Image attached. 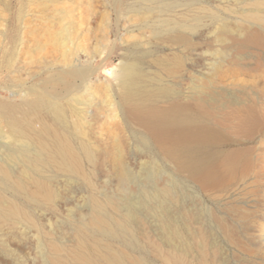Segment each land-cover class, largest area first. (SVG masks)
Segmentation results:
<instances>
[{"label": "rangeland", "instance_id": "obj_1", "mask_svg": "<svg viewBox=\"0 0 264 264\" xmlns=\"http://www.w3.org/2000/svg\"><path fill=\"white\" fill-rule=\"evenodd\" d=\"M176 1L178 7L175 12L166 17L186 18L194 14L188 11L191 0L173 2ZM200 1L228 21L231 33L236 32V37L243 38L242 33L239 34L242 31L237 32L239 13L229 10H238L235 0ZM142 4H145V0H0V101L19 103L25 90L27 92L39 86L40 81L50 75L45 72L54 66L45 65L52 59L46 62L44 51H48L44 48L48 44L44 47V43L55 41L60 25H53L52 38L47 28H50L49 21L58 14L65 16L64 23L74 24L76 35L70 47L80 52L81 64L87 60L81 51L95 54L106 50V54L94 62L98 69L94 75L96 86L88 90V98L93 105L87 119L83 121L87 131L86 139L95 153L94 160L84 161L85 173L90 180L82 176L48 173L56 195L53 201L44 204L32 202L22 192L14 193L13 189L6 188L1 182L0 193L30 210L41 232L23 222L20 225L0 223V264H50L46 262L48 260L45 256L49 252L47 244L52 239L69 249L62 254L63 259L77 264L71 261L69 254L77 247V227L85 225L92 217V194L102 201L108 200V197L117 200L121 204L118 210L113 207L107 209L116 218H123L128 213V202L141 212V217L133 224L136 234L134 238L124 235L120 239L111 240L110 237H103L97 244L91 242L92 250L95 245L103 246L110 242L115 249L127 250L134 256L144 258L148 264H170L165 261L164 255L169 253L172 245L180 248L185 240V244L194 246L188 257L192 264L199 263L198 247H205V244L208 264H264V49L257 56L252 49L240 52L227 48L230 43L228 37L223 42L225 48L214 41L211 43L208 33L198 35L199 38L194 40L195 49L192 46L183 48L168 40L156 38L151 29L146 28L145 17L132 14L133 7ZM87 15L90 30L84 32L82 23ZM138 17L143 18L142 22ZM205 22L209 24L211 20L206 18ZM107 23H110L109 28ZM217 48L224 50L228 57L226 61H221L218 69L215 62ZM175 56L183 63L178 78L165 71L161 62ZM126 59L140 64L145 83L154 87L163 83L174 84L183 101H188L195 91L200 90V86L205 87L209 83L206 93H219L225 100L242 101L243 106H246L244 108L230 106L232 110L228 107L223 111H214L217 114L215 117L220 118L222 124L215 119L212 124L222 133L224 141L213 144L211 149L213 152H244L249 161V164L245 161L248 171L241 169L225 185L203 190L198 183L188 179L186 172H177L173 162L162 161L159 153L140 143L144 131L142 127L127 122L119 114L116 120L112 119L109 102L116 100L107 95H117L115 72ZM66 95L64 93L62 97ZM61 102L67 103V100ZM78 107L84 108V105ZM249 107L255 110L257 128L247 134L234 132L232 126L239 114L235 110ZM72 117L70 119L74 124L77 117ZM0 131L3 132L0 133V163L16 175H21L22 165L7 159L10 148L21 143H14L16 141L12 136L13 140L9 137V130L4 124H0ZM116 134L131 178L124 189L114 160L109 155L111 151H116L113 139ZM151 158L157 169L156 178L142 182L144 169L149 166ZM165 187L175 189V197L169 200L162 197L159 201H164L167 215L184 238L172 245L167 242L161 230L164 213L158 211V216L153 215L147 210L143 211L140 204L143 197L156 204L158 189ZM122 191L127 194V199L122 196Z\"/></svg>", "mask_w": 264, "mask_h": 264}, {"label": "bare ground", "instance_id": "obj_2", "mask_svg": "<svg viewBox=\"0 0 264 264\" xmlns=\"http://www.w3.org/2000/svg\"><path fill=\"white\" fill-rule=\"evenodd\" d=\"M173 1L145 0V4L134 6L131 12L134 16L145 17L146 28L151 29L152 35L156 38L168 40V42L183 48L192 46L195 49L194 40L198 35L208 33L210 34V36L208 35L210 42H216L218 46L223 47L224 39L228 37L230 43H228L227 48H234L240 52L252 49L257 56L264 49V0H235L239 6L238 10L229 9L232 13L240 14H238L240 18L239 28L238 31L236 30L237 32L242 31L239 32V34L242 33L243 37L240 39L235 36L236 34L234 35L236 32H230L229 23L225 18H222L217 12H213V9L200 0H191L188 5V11L194 13L191 17H166V15L174 13L178 7L177 1ZM108 16L109 13H107ZM88 17L89 15L82 23L84 24V32L90 30ZM138 18L142 22L143 18ZM206 18L211 20L209 24L205 22ZM65 20L64 15L58 14L49 21L50 28H47V33L52 38L54 37L52 34L53 25H60L55 34V41L44 43V45H49H47L48 49L44 48L46 45L42 47L48 51L42 50L45 53L46 62L49 58L52 59L48 64L45 62V65L54 66L45 72L46 75H50L46 78L43 76L44 79L40 81L39 86H34L27 92L25 90L20 96L21 101L19 103L0 101V124H4L8 128L9 137L12 136L16 141L14 143H21H18L19 146L16 145L18 148L14 146L16 149L10 148L11 150L7 154L8 158H6L22 165L21 175H16L0 163V183L3 182L7 186L6 188L13 189L14 193L22 192L26 198L35 203L43 202L44 204L54 200L56 193H54L52 178L47 176L48 173L72 177L82 176L89 181L90 179L88 180L85 173L84 161L95 159L92 145L86 139L87 131L83 121L85 122L87 119L90 107L93 105V102L88 98L90 94L88 90L94 89L96 86L94 75L98 69L95 68L94 62L105 55L106 50L95 54L88 53L86 50L81 51L87 57L86 62L81 64L80 52H75L70 47L74 41L76 29L73 23H64ZM107 25L109 28L110 23ZM218 49V55L215 53L217 55L215 61L217 69L220 67L221 61L224 62L228 59L227 54L223 52L224 50ZM221 52L225 55H222ZM161 62L165 71L173 75L174 78L179 77L183 63L178 56ZM216 66L214 65L215 68ZM115 74L118 82V93L117 95L109 93L107 95L109 98L115 97L116 100L109 102L113 112L111 118L116 120L119 114L127 122L142 127L144 131L140 143L151 151L154 150L159 153L162 161L173 162L177 172H186L189 180L198 183L203 190H209L219 185H225L241 169L248 171L246 165L249 164V161L244 152H213L211 149L213 144L224 139H222V133L212 124L215 122L214 119L222 124V120L215 117L214 111H218V109L223 111L230 106L244 108L246 106H243L242 101L239 99L225 100L219 93L217 95L206 93L205 89L209 90V87L206 86L210 83H206L205 87L200 86V90L195 91V89L191 98L188 101H183L174 84L163 83L154 87L145 83L140 64L131 59L123 61ZM64 93H67L66 97H62ZM64 99L67 100V103L61 102ZM80 105H84V108H79ZM235 111L239 114L232 126L234 132L247 134L257 128L258 124L253 107L240 111L236 109ZM72 116L77 117L78 122L75 119L73 124L70 119ZM1 131L0 133H3ZM13 138L11 139L13 140ZM113 139L116 151H111L109 155L114 160L121 186L124 189L131 178L124 163L122 145L118 135H114ZM152 159L149 166L144 169L142 182L148 178L150 180L156 178L157 169H155ZM156 161L157 159H155ZM175 194V189L160 188L156 193L158 207L144 197L140 203L143 211L147 210L157 216L159 215L158 211H161V214L164 213L165 217H162L165 220L164 223L162 222L161 230L170 245L176 241H182L184 238L182 239V233L167 215L164 201L160 202L159 198L163 197L169 200L171 197L174 198ZM122 196L127 199L125 192ZM124 203L126 204V201ZM91 204L93 211L91 219L76 229L77 234L75 236L78 237V243L76 249L69 254L71 261L77 264H148L144 258L134 256L127 250L115 249L110 242L103 246L101 244L95 245V249H91V242L97 244L101 242L100 239L103 237H110L111 240L124 235L130 239L134 238L136 234L133 224L141 217H139L141 215L139 209L128 202L126 204L129 207L128 213L119 219L110 215L111 213L109 214L107 210L110 207L118 210L121 204L117 200L108 197V200L102 201L92 194ZM9 222L14 223V225L18 223L20 225L23 222L39 230V224L30 210L16 200L9 199L0 193V223ZM184 241L180 248L172 245L169 253L164 255L166 262L170 264H192L188 257L194 246H189ZM47 246L49 252L45 256L48 260L46 262H50V264H72L70 260L62 257L67 249L65 246L63 247L53 239ZM205 247H198V250L200 249L198 264H208V253ZM158 250L160 251V248ZM44 251L46 253V250Z\"/></svg>", "mask_w": 264, "mask_h": 264}]
</instances>
